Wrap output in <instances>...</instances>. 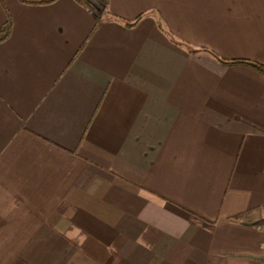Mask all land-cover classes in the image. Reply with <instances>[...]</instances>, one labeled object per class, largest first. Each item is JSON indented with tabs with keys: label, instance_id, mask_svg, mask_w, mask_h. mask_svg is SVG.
<instances>
[{
	"label": "crops",
	"instance_id": "crops-1",
	"mask_svg": "<svg viewBox=\"0 0 264 264\" xmlns=\"http://www.w3.org/2000/svg\"><path fill=\"white\" fill-rule=\"evenodd\" d=\"M0 1V264H264V0ZM237 214L238 220L230 219Z\"/></svg>",
	"mask_w": 264,
	"mask_h": 264
},
{
	"label": "trees",
	"instance_id": "trees-1",
	"mask_svg": "<svg viewBox=\"0 0 264 264\" xmlns=\"http://www.w3.org/2000/svg\"><path fill=\"white\" fill-rule=\"evenodd\" d=\"M20 1L23 3H29V4H48V3L54 2L55 0H20ZM76 1L80 5L84 6L86 9H88L90 12L93 13L94 17L96 18V24L94 25L93 28H95L103 20L104 15L106 18L120 21L126 26H133L134 24H136L137 20L140 17V16L136 17L133 21H125L119 18L118 16L111 14L109 11H107L105 9V3L103 2V0H76ZM11 28H12L11 18L9 14L6 13V19L3 22V24L0 26V42L5 41L9 37ZM163 31L165 32V34L168 36V38L174 45H178V46L184 45L187 51L190 53H197L199 50H202L206 53H209L210 55H212L214 58H216L218 61H220L221 63L225 65L245 64V65H249L255 68L257 71L264 74V64L258 61L246 59V58L225 59V58L218 56L217 54L213 53L210 50L193 48L188 43H184L181 40L176 39L175 36L171 32L165 29H163ZM240 218H241V215L237 214L235 216H232L230 219L238 220ZM252 225L257 229L264 231V217L260 218L259 220L254 222Z\"/></svg>",
	"mask_w": 264,
	"mask_h": 264
}]
</instances>
